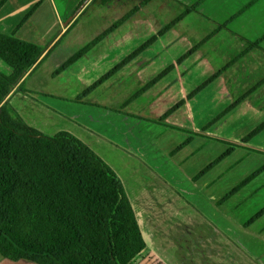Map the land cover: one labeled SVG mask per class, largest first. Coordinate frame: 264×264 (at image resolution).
Instances as JSON below:
<instances>
[{
	"label": "crops",
	"instance_id": "obj_1",
	"mask_svg": "<svg viewBox=\"0 0 264 264\" xmlns=\"http://www.w3.org/2000/svg\"><path fill=\"white\" fill-rule=\"evenodd\" d=\"M253 1L177 0L190 6L188 8L201 3L195 12L159 36L154 44L79 102L78 98L86 90L158 36L168 23L158 27L153 17L141 16L146 5L75 64L56 75L71 56L106 31L86 44L76 45L74 39H69L83 15L96 5L97 0H0V34L46 50L20 84L32 95L17 87L9 101L30 127L46 136H65L80 143L116 179L119 177L110 166L107 167L106 157L93 148L126 146L132 151L141 147L142 140L138 137L143 138L142 128L147 129L145 135L157 127L169 128L186 137L187 145L195 138L223 141L238 146L237 150L242 149L245 153L264 154V131L243 143L264 122V0L240 14L227 28L219 29ZM118 3L119 0H111L103 4L100 0L98 7L111 10L106 14L111 18L115 14L110 8L120 7ZM190 15H197L198 19L187 33L179 24ZM209 22L214 24L211 29L207 26ZM123 32L139 37L135 41L121 42L119 36ZM212 34L214 36L210 37ZM256 43L259 47H250ZM196 46L198 49L190 54ZM48 61L52 64L47 69ZM170 67L173 69L168 75L148 87ZM0 71L10 76L14 70L0 58ZM218 72H222L221 75L190 97ZM249 92L251 94L239 102ZM16 97L37 112L58 121L54 128L50 125L52 133H44L47 124L36 120L31 123L20 107L14 105ZM181 102L183 104L171 112ZM108 117L113 118L107 121ZM164 117L162 123H157ZM226 123L231 124L230 127ZM0 264L36 263L0 258Z\"/></svg>",
	"mask_w": 264,
	"mask_h": 264
},
{
	"label": "rangeland",
	"instance_id": "obj_2",
	"mask_svg": "<svg viewBox=\"0 0 264 264\" xmlns=\"http://www.w3.org/2000/svg\"><path fill=\"white\" fill-rule=\"evenodd\" d=\"M143 1L119 0L120 7L110 8L115 15L108 18L111 10L98 7L97 0L69 39L76 45L91 42ZM188 7L177 0H153L141 16L153 17L161 27L170 25ZM197 17L188 16L179 24L180 29L190 33ZM213 25L207 24L210 29ZM138 37L125 32L119 36L121 42ZM46 64L48 69L52 63ZM13 103L31 123L47 124L46 134L59 124L17 97ZM145 130H141L143 138L137 136L141 147L132 151L126 146L93 148L106 157L107 167L117 173L125 193L113 229L124 264H264V216L247 226L264 209V172L229 196L264 166V154L245 153L236 147L235 152L216 162L232 145L197 138L187 145L186 137L169 128L157 127L149 135Z\"/></svg>",
	"mask_w": 264,
	"mask_h": 264
},
{
	"label": "trees",
	"instance_id": "obj_3",
	"mask_svg": "<svg viewBox=\"0 0 264 264\" xmlns=\"http://www.w3.org/2000/svg\"><path fill=\"white\" fill-rule=\"evenodd\" d=\"M110 1L103 0V4ZM152 1L144 0L101 36L71 56L56 71V75L75 64ZM258 1L251 2L219 29L227 28L235 18ZM200 3L187 8L184 14L166 26L158 36L150 39L86 90L77 101H82L105 80L154 44L159 36L175 27L188 14L195 12ZM255 46L259 47V43L251 44L250 47ZM45 51L36 45L0 34V58L14 70L10 76L0 71V257L36 264H124L113 230L125 200L119 180L80 143L65 136H46L30 127L9 101L17 87L18 90L32 95L20 84L39 63ZM172 69L173 67L166 69L148 87L168 75ZM221 73L218 72L190 97L202 91ZM182 104L183 102L179 103L171 112L176 111ZM164 120L165 117L160 122ZM263 131L264 122L243 143H248ZM231 147L216 162L222 161L238 146ZM263 172L264 166L235 188L229 196L238 193L240 188ZM263 215L264 209L247 225L253 224Z\"/></svg>",
	"mask_w": 264,
	"mask_h": 264
}]
</instances>
